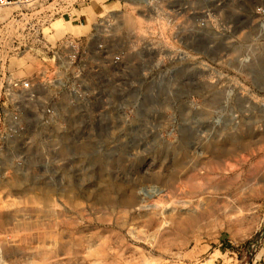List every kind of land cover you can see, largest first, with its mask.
Returning a JSON list of instances; mask_svg holds the SVG:
<instances>
[{
    "label": "rangeland",
    "instance_id": "rangeland-1",
    "mask_svg": "<svg viewBox=\"0 0 264 264\" xmlns=\"http://www.w3.org/2000/svg\"><path fill=\"white\" fill-rule=\"evenodd\" d=\"M259 1L243 4L241 18L259 19ZM50 2L0 7V27L21 45L9 59L21 75L31 71L24 26L38 25L50 43L82 37L111 5L60 0L51 10ZM122 12L140 27L131 8ZM244 41L239 50L191 48L210 77L174 79L157 109L128 111L127 130L140 132L130 139L140 142L73 145L65 188L28 190V176L0 175L7 264H264V31ZM108 130L99 138L116 128Z\"/></svg>",
    "mask_w": 264,
    "mask_h": 264
},
{
    "label": "built area",
    "instance_id": "built-area-1",
    "mask_svg": "<svg viewBox=\"0 0 264 264\" xmlns=\"http://www.w3.org/2000/svg\"><path fill=\"white\" fill-rule=\"evenodd\" d=\"M47 1L0 0V7ZM59 1L51 0V10H57ZM103 1L111 5L95 12L89 35L50 43L37 32L38 25L24 26L31 69L27 75L10 67L9 59L21 52V45L9 42V30L0 27V39L6 38L0 40V175L28 176V190L65 188L62 176L71 164L73 145L140 142L130 139L138 130H127L128 111L157 109L174 79L210 77L198 66L206 57H193L191 48L239 50L246 45L247 32L264 31L262 0L253 9L260 18L249 20L241 18V9L250 0ZM126 8L140 20L139 28L122 21ZM193 62L198 74L192 71ZM112 127L114 135L99 138L112 134ZM64 141L67 149L61 146ZM5 238L0 234V264L8 263L1 246Z\"/></svg>",
    "mask_w": 264,
    "mask_h": 264
},
{
    "label": "bare ground",
    "instance_id": "bare-ground-1",
    "mask_svg": "<svg viewBox=\"0 0 264 264\" xmlns=\"http://www.w3.org/2000/svg\"><path fill=\"white\" fill-rule=\"evenodd\" d=\"M0 18H2L1 15H0ZM66 139H67V137H66ZM61 146H62V148L65 149V148H68V146H70V145L67 144L66 141H64V142H62ZM190 182H191V181H190ZM190 182H189V183H190ZM177 183H178V182H177ZM189 183H188V184H189ZM193 183H194V182H193ZM193 183L191 182V183L189 184V187H190V185L193 184ZM180 185H181V184H180ZM180 185H179V186H180ZM177 186H178V185H177ZM184 186H185V184H184L183 186H181V187H177L178 191H179V190L182 191V192L185 191V188H186V187H184ZM191 186H192V185H191ZM198 186H200V185L198 184ZM193 187H194V186H193ZM174 189H176V188H174ZM188 189H192V187H190V188H188ZM204 189H205V188H204ZM192 190H193V189H192ZM175 191H176V190H175ZM178 191H177V192H178ZM180 191H179V192H180ZM165 193H166V192H165ZM171 193H172V192H171ZM172 196H173V195H172ZM179 201L181 202V200H179ZM179 201H178V202H179ZM146 205H147V204H145V203H143V204H139V203L137 204V203H136L132 208H134L136 211H137V210L140 211V210H143V208H144ZM147 207H148V206H147ZM147 207H146V209H147ZM149 208H150V207H149ZM147 210H148V209H147ZM148 212H149V211H147V214H148ZM188 212H189V211H188ZM149 213H150V215L152 214L151 212H149ZM153 213H154V211H153ZM147 214H146V215H147ZM157 214H158V213H157ZM147 216H149V215H147ZM152 216H153V215H152ZM183 216H184V214H183ZM179 217H180V216H179ZM179 217H178V218H179ZM151 218H152V217H151ZM156 218H157L158 220H160L158 217H156ZM175 218H176V217H175ZM175 218H174V219H175ZM180 218H181V217H180ZM184 218H185V217H184ZM187 218H188V217H187ZM152 219H153V218H152ZM157 219H156V221H155L156 223H158V222H157ZM181 219H182V218H181ZM142 220H143V218H142ZM175 220H176V219H175ZM187 220H189V219H187ZM177 221H178V219H177ZM185 221H186V219H185ZM147 222H148V221H147ZM147 222H145V223H147ZM162 222H163V221H162ZM162 222H160V223H162ZM180 222H181V221H180ZM160 223H159V224H160ZM177 223H178V225H179V222H177ZM181 223H182V222H181ZM184 223H185V222H184ZM170 224H172V223H170ZM160 225H163V224H160ZM183 225H184V224H182V225H180V226H183ZM48 226H49V225H48ZM164 226H165V224H164ZM166 226H167V225H166ZM30 228H31V227H30ZM173 229H174V228H173ZM173 229H172V230H173ZM157 230H158V229H157ZM169 230H170V229H169ZM175 230H177V229L175 228ZM158 231H161V229L158 230ZM161 232H162V231H161ZM168 232H169V231H168ZM170 232H171V230H170ZM157 233H158V232H157ZM161 234H164V236H165V232H164V233H161ZM167 234H168V233H167ZM175 241H176V240H175ZM51 259H52V258H51Z\"/></svg>",
    "mask_w": 264,
    "mask_h": 264
}]
</instances>
